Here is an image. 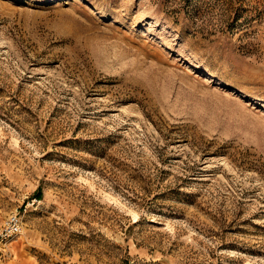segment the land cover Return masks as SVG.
Returning <instances> with one entry per match:
<instances>
[{"label":"rangeland","instance_id":"374dc122","mask_svg":"<svg viewBox=\"0 0 264 264\" xmlns=\"http://www.w3.org/2000/svg\"><path fill=\"white\" fill-rule=\"evenodd\" d=\"M0 264H264V0H0Z\"/></svg>","mask_w":264,"mask_h":264},{"label":"built area","instance_id":"2783aa9c","mask_svg":"<svg viewBox=\"0 0 264 264\" xmlns=\"http://www.w3.org/2000/svg\"><path fill=\"white\" fill-rule=\"evenodd\" d=\"M22 217L19 213L9 214L2 225H0V246L13 240L21 233Z\"/></svg>","mask_w":264,"mask_h":264}]
</instances>
